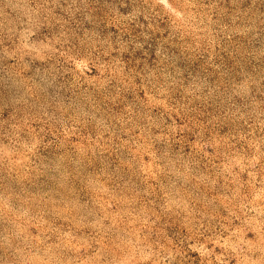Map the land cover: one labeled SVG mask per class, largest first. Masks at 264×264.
I'll list each match as a JSON object with an SVG mask.
<instances>
[{"label": "rangeland", "instance_id": "1", "mask_svg": "<svg viewBox=\"0 0 264 264\" xmlns=\"http://www.w3.org/2000/svg\"><path fill=\"white\" fill-rule=\"evenodd\" d=\"M0 264H264V0H0Z\"/></svg>", "mask_w": 264, "mask_h": 264}]
</instances>
